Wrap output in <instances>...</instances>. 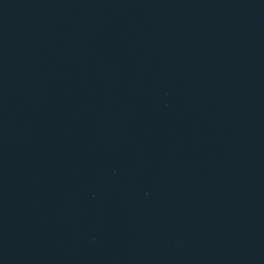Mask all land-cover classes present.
Returning a JSON list of instances; mask_svg holds the SVG:
<instances>
[{
    "label": "water",
    "instance_id": "obj_1",
    "mask_svg": "<svg viewBox=\"0 0 264 264\" xmlns=\"http://www.w3.org/2000/svg\"><path fill=\"white\" fill-rule=\"evenodd\" d=\"M0 264H264V0H0Z\"/></svg>",
    "mask_w": 264,
    "mask_h": 264
}]
</instances>
